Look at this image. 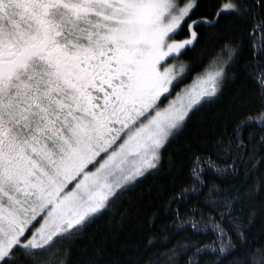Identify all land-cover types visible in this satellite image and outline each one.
Returning <instances> with one entry per match:
<instances>
[{"label": "snow or ice", "instance_id": "1", "mask_svg": "<svg viewBox=\"0 0 264 264\" xmlns=\"http://www.w3.org/2000/svg\"><path fill=\"white\" fill-rule=\"evenodd\" d=\"M201 7L0 0V264H150L100 229L237 73L255 105L237 97L223 132L171 161L157 193L170 227L146 249H164L160 264H264L248 244L257 218L264 231V0ZM202 40L212 57L185 64Z\"/></svg>", "mask_w": 264, "mask_h": 264}, {"label": "trees", "instance_id": "2", "mask_svg": "<svg viewBox=\"0 0 264 264\" xmlns=\"http://www.w3.org/2000/svg\"><path fill=\"white\" fill-rule=\"evenodd\" d=\"M217 2L218 0H201L200 12L209 11ZM180 38L185 37L182 35ZM216 46L202 40L195 51L189 52L183 57V62L192 64L197 57H203L207 62V59L212 57ZM237 97L243 98L253 106L256 103L255 88L243 73H237L235 82H233L232 75L229 74V80L219 102L206 106L193 117L183 134L166 151H163L159 172L155 176H150L139 186L137 189L139 195L134 198L133 203L126 202L123 206H117L115 218L110 223L102 225L98 238L106 235L109 242L117 247L126 246L133 250L138 249L145 261H149L150 264H160L161 253L164 249H146V242L149 238L163 239L164 229L170 227V221L161 211V198L157 193L167 187L175 176L171 161H179L182 155H186L183 150L187 143L195 139L210 138L213 134L223 132L225 121L234 116L238 110L240 101ZM256 135H260L259 131L256 132ZM184 164L186 167V160ZM124 209H126V215L121 219L119 213ZM183 211L184 209H181V212ZM248 244L252 249L264 247V231H261L259 218H257L255 227L248 233Z\"/></svg>", "mask_w": 264, "mask_h": 264}]
</instances>
